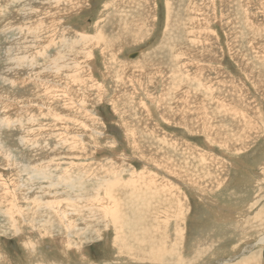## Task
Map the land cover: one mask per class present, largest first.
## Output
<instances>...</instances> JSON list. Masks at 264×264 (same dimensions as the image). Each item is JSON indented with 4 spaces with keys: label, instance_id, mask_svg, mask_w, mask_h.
<instances>
[{
    "label": "rangeland",
    "instance_id": "rangeland-1",
    "mask_svg": "<svg viewBox=\"0 0 264 264\" xmlns=\"http://www.w3.org/2000/svg\"><path fill=\"white\" fill-rule=\"evenodd\" d=\"M22 1L27 10H42L39 0ZM61 3V18L54 15L51 24L56 28L51 33L56 42L60 40L57 43L63 54L72 55L58 60L57 47H51L45 52L46 60L52 56L71 67L77 78L70 82L61 75V80L47 86L40 75L32 74L42 68V39L47 36L33 30L40 29L44 21L23 17L27 10L17 14L23 3L4 7L0 0V264H264V243H258L264 235V0H82L70 13L64 12L67 3ZM138 12L146 15L145 29L137 25V31L139 27L144 31L142 36L117 40L115 25L120 16L137 23ZM190 12L197 23L186 22L188 28L184 29L181 21L190 19ZM174 21L180 27L175 25L170 37L165 32ZM23 26L28 28H23L22 35L16 29ZM98 31L105 34L104 53L100 45L91 44L99 37ZM135 52L141 56L138 61L151 54V61L156 56V61L163 62L138 64L142 71H137L135 65L129 66L133 59L128 58ZM22 57L33 64L22 62ZM168 66L175 78L172 85L168 81L171 86L157 74ZM201 67L209 68L204 71L205 79L212 78L219 87L212 92L219 95V109L210 107L203 115L205 122L210 119L216 126L209 134L196 132L194 123H188L189 129L182 126L181 116L186 119V113L178 114L179 108L164 114L168 103L164 91H173V95L166 93L172 98L179 95L177 91L191 87L182 82L181 75L188 71L189 78L197 75L198 79ZM42 74L56 75L51 71ZM67 78L72 81V73ZM176 99L173 101L178 102ZM131 131L134 134L129 138ZM158 151L162 159L174 156L178 168L189 170L190 177L184 178L201 181L199 189L179 185L178 204L172 199L169 202L172 192L170 198L160 196L152 202L153 207L158 206L154 210L160 220L156 229L164 234L152 238L138 230L137 234L150 241L143 245L144 253L159 246L163 254L157 258L143 256L131 240L123 245L117 242L119 234L101 212L93 213L87 232L84 227L80 235L67 236L66 230L61 235L49 233L37 223L43 210L36 200L49 198L55 208L65 211L60 197L65 199L71 193L61 189L69 185L67 189L83 187L79 195L90 197L94 204L95 185L106 176L113 177L114 172L128 180L132 171L137 174L145 168V174L157 175V185L162 178L177 184L175 179L180 178L167 176L162 164L145 167L139 159L143 154L158 162ZM58 182L60 186L54 187ZM119 197L122 205L129 206L125 213L133 217L137 212L144 217L141 225L147 226L149 209L138 212L135 200L123 194ZM137 215L131 220L137 222ZM72 217L68 214L67 218ZM77 223L83 228L79 220ZM61 226L65 229L63 223Z\"/></svg>",
    "mask_w": 264,
    "mask_h": 264
},
{
    "label": "bare ground",
    "instance_id": "bare-ground-1",
    "mask_svg": "<svg viewBox=\"0 0 264 264\" xmlns=\"http://www.w3.org/2000/svg\"><path fill=\"white\" fill-rule=\"evenodd\" d=\"M36 1V0H35ZM41 1L42 5H41V9L42 10H36L35 7L31 10H27V4L24 3V1L22 0H4V7H8L9 4H12V3H23L24 6L22 8V10L20 11H17V14H22V11L23 10H27V12L25 13L26 16H23L25 18H33L31 20H37L35 22H42L41 20L44 21V24H42V26L40 27V29H35L33 30L34 33L40 31V34L42 33L44 35V33L47 35L46 37H44V41L42 39V44H43V52H42V59H43V62H42V68L37 71H39L38 73L37 72H34L32 73L33 75L37 76L36 74L40 75L38 76L40 79L44 80L43 82H45L48 86V84H50L52 81H56V82H53V83H57L59 81V78L61 80L62 76L63 75L65 77L64 80L67 79V81L69 80L70 82H75L76 80V74L74 73V70L71 68V67H67L65 66L64 63H58V61H56L52 56L50 59L46 60L47 59V55H45V52L48 48H51V47H57L56 49V53H55V57L56 59L60 60V59H65V56L67 55H72V53H65L63 54L64 51H62V47L60 48V46L58 45L57 42H59L60 40H57V42L55 41L56 40V37H54V35H52L51 33V29L52 28H56L55 26H53V23L51 24V21L53 19H55L54 15L57 14L60 15L62 14V12H60L61 10L59 9V7L61 6V2L63 0H39V2ZM66 3H67V8L64 9V12L66 13L67 11H69L68 13L71 12V10L73 8H75V6L77 5V3L80 4V2H82V0H64ZM123 2V1H122ZM120 2V3H122ZM214 2V1H213ZM44 3H47L48 7L44 5ZM119 3V2H118ZM117 3V4H118ZM54 6V10L52 9L51 10V5ZM83 4V3H82ZM116 4V3H115ZM168 4V3H167ZM65 5V4H64ZM119 5V4H118ZM3 7V8H4ZM204 7V6H203ZM120 7H117V9H119ZM190 9L191 6L188 5L187 9ZM56 9V10H55ZM169 9V8H168ZM1 10V9H0ZM120 10V9H119ZM118 10V11H119ZM194 9H192V12H193ZM198 10V9H197ZM207 10V9H206ZM205 10V11H206ZM42 11V12H41ZM195 11V10H194ZM199 11V10H198ZM137 12V11H136ZM189 11H187V15H189L188 13ZM192 12H190V19H185L186 21L184 22L183 19L181 21V23H185L184 25V29L185 27L188 28V25L186 24V22H189V21H192L193 24H196L197 21L194 19V15L195 14H192ZM197 12V11H196ZM59 13V14H58ZM168 13V12H167ZM138 14H140L138 12ZM170 13L168 14V18L172 19V14L171 16L169 17ZM136 16H137V13H136ZM37 17V18H36ZM139 19L137 23H134L132 22L133 19H131L130 22L126 21L124 16L121 17L120 16V20H118L117 22H119L118 25H115L116 27H118L117 29V36H115V38L117 40L119 39H122L124 37L126 38H129L128 36H130L132 38V41L134 40V38L136 39L137 36H142V32L143 29H141L139 27L138 31H137V25H141L143 28V24L145 23L143 20H145L146 18V15L143 14V12L138 15ZM167 17V16H166ZM18 18V17H17ZM61 18V17H60ZM167 19V18H166ZM29 20V19H28ZM24 21V20H23ZM30 21V20H29ZM49 21L50 22V25H46L45 22ZM55 21V20H53ZM209 21V20H208ZM10 22V21H8ZM28 22V21H27ZM172 22V21H171ZM191 22V23H192ZM204 22V21H203ZM203 22H202V25H203ZM25 23V22H23ZM29 23V22H28ZM176 23V24H175ZM180 23V21H179ZM206 23V22H205ZM204 23V24H205ZM208 23V22H207ZM239 23V22H238ZM242 23V22H241ZM48 24V23H47ZM19 25H23L21 23H19ZM127 25H129L131 27L130 31L127 30ZM179 24H177V22L174 21L173 23V26L171 25V23L169 24L168 23V28L169 30L165 32V34L169 35L170 37L173 36L174 32L176 31V26ZM28 26V25H27ZM170 26V27H169ZM171 26L173 29H171ZM198 26V25H196ZM180 27V26H179ZM23 28L24 30L27 29L28 27L26 26H23L22 28L21 27H18V31H20L23 35ZM133 28L135 29V31H133ZM207 28V27H206ZM251 28V27H250ZM95 29L97 30V28L95 27ZM145 29V28H144ZM181 29V28H180ZM198 29V28H197ZM203 29V28H202ZM201 29V30H202ZM208 29V28H207ZM252 29V28H251ZM14 30V29H13ZM179 30V29H178ZM210 30V29H209ZM215 32V31H214ZM100 33V34H99ZM124 33V34H123ZM200 33V32H199ZM29 34V33H28ZM122 34V35H121ZM213 34V33H212ZM97 35H99L98 38L94 39L93 42L91 43L92 46L95 44V45H100L99 48H101L100 50L105 51L104 49V46H105V40H104V36L105 34H102L101 31H98ZM32 36V35H31ZM134 38H133V37ZM196 36V35H195ZM199 36V35H198ZM256 36V35H255ZM39 37V36H38ZM189 37V36H187ZM130 38V39H131ZM41 39V38H40ZM58 39V38H57ZM194 39V38H193ZM196 39V38H195ZM129 40V39H128ZM192 40V38H191ZM198 40V39H197ZM165 41V40H164ZM200 41V40H199ZM250 41V40H249ZM28 42H35L34 41H28ZM167 42V41H166ZM201 43V42H200ZM30 48H34L35 45H29ZM28 46V47H29ZM197 46V44H196ZM95 47V46H94ZM205 47V46H204ZM171 50V49H170ZM207 50V49H206ZM62 51V53H61ZM177 51V49H176ZM176 51H175V54H176ZM181 52V50H180ZM104 53V52H103ZM63 54V56H62ZM136 56L135 59L134 57H131L129 56V60H131L132 64L129 65V66H134L135 65V69L137 71H142L141 69H139L140 65H146V64H155L159 62V60L156 61V56H155V59L153 58V60L151 61V54H148V57H142V59L140 61H138L141 56L138 55V52H135ZM35 55V54H34ZM174 55V54H173ZM178 55V53H177ZM176 55V56H177ZM180 55V54H179ZM183 55V54H182ZM181 55V56H182ZM31 57V56H30ZM138 57V58H137ZM174 57V56H173ZM184 57V56H183ZM23 58V61L22 62H31V59H29L28 57H22ZM181 58V57H180ZM210 58V57H209ZM213 58V57H212ZM261 58V57H260ZM264 57L262 56V59ZM150 59V60H148ZM193 59V58H192ZM259 59V58H258ZM22 59H20L19 61H21ZM186 60V59H185ZM261 60V59H260ZM15 61V60H14ZM178 61V60H177ZM213 61V60H212ZM217 61V60H216ZM259 61V60H258ZM136 62V63H135ZM138 62V63H137ZM163 61L159 62L160 64L162 63ZM180 62V61H179ZM189 62V61H187ZM74 63V61H72V64ZM178 63V62H177ZM190 63V62H189ZM194 63V62H192ZM211 63V62H210ZM250 63V62H249ZM33 63H29L28 65H31ZM41 64V62H40ZM67 64V63H66ZM138 64H140L139 66H137ZM150 64V65H151ZM191 64V63H190ZM199 64V63H198ZM196 64V65H198ZM242 64V63H241ZM254 64V63H253ZM179 65V64H178ZM195 65V66H196ZM246 65V64H245ZM244 65V66H245ZM36 66H39V65H36ZM148 66V65H147ZM155 66V65H154ZM165 66V65H164ZM186 66V65H185ZM248 66V65H247ZM68 68L67 69V73H65V70H63L64 68ZM158 67V66H157ZM183 66L181 65V68ZM197 67V66H196ZM32 68V66H31ZM38 68V67H37ZM160 68V67H159ZM180 68V69H181ZM187 69V67H185ZM192 68V67H191ZM198 68V67H197ZM208 68V67H207ZM205 67H201L202 71L200 72L199 74V77L197 79V75H193L191 78H189V75H188V71L187 72H184L181 78L182 82H188L189 85L191 87L189 88H186L184 89L183 91L179 90L177 91L176 93L179 94V95H175L177 96V101L178 102H174L173 99L175 98H172V95H173V91H164V98L166 100V98H168L167 100V104H165L164 106H166V111H164L166 114L167 112V115H171V112H170V109L175 107L176 108H179L180 109V113L178 114H184L186 113V119H184V116H181V120L183 123L182 126H186V128H188V123L189 124H192L194 123L195 125L193 126L195 128V130H197L196 132H201V131H204L205 133H208L212 130L215 131L216 129V126L214 124V122L212 123V121L210 119L209 122H205L203 120V115L206 114V111L208 108L210 107H214V109H219L220 107V99H219V95H213L212 92L213 90L218 91L217 88L219 87H215L214 84L215 82H212V78H207L205 79V70L207 69ZM72 69V70H71ZM132 69V68H131ZM164 71H163V70ZM209 69V68H208ZM217 69V68H216ZM149 70V69H148ZM168 70V71H167ZM45 71H51V72H54L56 75H47V77L45 75L42 74V72H45ZM156 72H158L157 70H155ZM172 69L169 68V66L165 68H161V73H157L159 75V78L162 79L163 83H165V85H170V83L168 81L172 80L171 81V85L173 84L174 82V79L173 78V73L171 72ZM205 71V72H204ZM252 71V70H251ZM136 72V71H135ZM72 73V81L70 78H67V74H70ZM168 73L170 75H168ZM195 73V72H194ZM31 74V73H30ZM182 74V73H180ZM29 75V74H27ZM208 75V74H207ZM134 77V76H133ZM163 77L164 79H166L165 81L163 80ZM135 78V77H134ZM133 80V79H132ZM179 79V81H181ZM210 81V82H209ZM63 82V81H62ZM168 82V83H166ZM209 82V84L207 85V83ZM117 83V82H116ZM132 83V82H131ZM140 83V82H139ZM196 83V85H195ZM217 83V82H216ZM62 84V83H61ZM118 84V83H117ZM141 84V83H140ZM219 84V83H217ZM75 85V84H74ZM94 85V84H93ZM97 85V84H96ZM170 85V86H171ZM60 86V85H59ZM63 86V85H62ZM95 86V85H94ZM163 86V85H162ZM51 87V86H49ZM100 86L98 85L97 88H99ZM185 87V86H184ZM82 90V89H80ZM69 91L70 88H69ZM70 93V92H69ZM166 93H172L171 96H169L168 94ZM133 95V94H132ZM159 96H162V95H159ZM29 97V96H28ZM199 97V98H198ZM199 99V101L196 100ZM153 99V98H152ZM159 100V99H158ZM196 100V101H195ZM153 101V100H152ZM173 101V102H172ZM29 103V100L27 101ZM37 102V101H36ZM160 102V101H158ZM48 105V103H46ZM159 104V103H158ZM117 105V104H116ZM172 106V107H171ZM51 107V106H50ZM40 108V107H39ZM47 108V107H45ZM83 108V107H82ZM52 109V108H51ZM81 109V108H80ZM117 109H119L117 107ZM217 109V110H218ZM49 110V109H48ZM82 110V109H81ZM232 110V109H231ZM120 111V110H119ZM148 111V110H147ZM211 111H212V108H211ZM174 112V111H173ZM216 112V111H214ZM39 113V112H38ZM208 113V112H207ZM41 114V113H40ZM210 115H212L211 113H209ZM152 116V115H151ZM166 115H161V117H163V119H167V120H170V116H168V118H165ZM215 116V114L213 115ZM122 117V116H121ZM176 116L174 115L172 118H175ZM179 117V116H178ZM209 117V116H208ZM180 118V117H179ZM202 120L199 121V120ZM207 119V118H206ZM213 119V118H212ZM124 121V120H123ZM173 121V120H172ZM199 121V122H198ZM125 122V121H124ZM180 123V122H179ZM180 123V124H181ZM201 124L203 126H201ZM177 125V124H176ZM128 126V125H127ZM126 126V127H127ZM191 126V125H190ZM122 127V126H121ZM30 128V127H29ZM32 129V128H31ZM132 129V128H131ZM189 129V128H188ZM187 129V130H188ZM134 130V129H133ZM189 131V130H188ZM191 131L193 132V128L191 129ZM213 131V132H214ZM230 131V130H229ZM129 133V138L133 137L132 135L134 134L132 131L131 132H128ZM209 134V133H208ZM125 135V134H124ZM133 142L131 143L132 146L136 147L135 146V140H132ZM154 141V140H153ZM209 141V140H208ZM177 143V142H176ZM171 144V143H170ZM174 145V144H172ZM110 146V145H109ZM179 146V145H178ZM71 147V146H70ZM138 147V146H137ZM136 147V148H137ZM73 148V147H72ZM133 148V147H132ZM178 148V147H177ZM160 151H158L156 154L157 156L159 155H162V153H159ZM143 153V152H142ZM164 153V152H163ZM200 153V152H199ZM143 155V154H142ZM139 158L141 159L142 161H144V163L147 164L148 162V165L145 164V167L147 166H150L149 163H153V164H162L161 166L166 170L167 172V176H170V177H173V178H180L178 181L177 179H175L178 183L177 184H174L172 181H169V180H165L162 178V180H160V183H158L157 185V182L154 183V180L157 179L155 175H151L150 172L145 174V168H143L144 170L143 171H137V174L136 171H134V174H133V171L131 173V176H130V180H123L121 179V177L117 176V174L114 172L112 175L113 177H105V178H102L100 181H98V183L95 185V188L97 189V194H96V198L94 199L95 202L94 204L92 203L91 204V198L90 197H85V199H83L84 197L80 196V191L79 189L81 190L83 187L79 188L80 186H78V190L76 189H73V187L70 186V189H67L69 188V185L68 186H65L64 188L65 189H61V191L66 192L67 194L71 193V196H66L65 199L60 197L61 198V201H64V204L66 205L65 207V211H60L59 207L55 208L54 207V204L52 203L53 200H50L48 198V200H45L44 202H40L38 200H36L37 202H39L40 204L37 205L38 206V209L40 210H43V213L41 214L43 217L42 219H38L37 220V223H40V225L44 228H47L49 230V233L50 232H60V235L64 233V231L66 230L67 231V236H71V233H79L80 235V232H84V227H86L85 231L88 230V226L90 225L89 221L91 220L90 218L92 216H95V214L93 215V213H103L100 215L103 217V215L105 216V219H107V222L109 223V225H112V227L114 228L116 234H119L117 236H115V238L117 237V242L119 241L120 244H125L128 241H132L133 243L137 244L138 246V250L142 251L144 253V250H143V245H148L150 244V241H146V239H143L142 237H140V235L137 234V230L140 233H142L144 235V237L146 236L147 238L148 237H151L152 236H159L161 233L162 235L164 234L163 231L161 229H156L158 228V225H159V216L158 214L156 213V210L158 206H154L152 205V202L155 201L156 199H158V197L160 196H167L168 198H170V193L172 192V197L170 198L169 202H171L173 200V204H178L180 203V195H181V192H179V188L178 187L179 185H186V184H192L193 186H196L198 189H199V185L197 184L198 182H200V178L199 179H195L193 178L195 181L192 182L190 181L192 178H184V177H187L189 176L190 177V172L188 169H185V167H179L174 163V160L172 157H170L169 155H166V158L165 159H162L161 156L158 157V162H156L155 160H157V158L155 157H152V156H142ZM174 155V154H173ZM117 157V156H116ZM202 159V158H201ZM200 159V160H201ZM205 160V159H204ZM179 161V160H178ZM203 161V159H202ZM184 163V161H183ZM158 164V166H159ZM200 164V163H199ZM203 164V162L201 163V165ZM118 165V164H117ZM184 165V164H183ZM103 166V165H102ZM190 166V165H189ZM100 167V166H99ZM162 168V169H163ZM102 169V168H101ZM122 169V168H121ZM148 169V168H147ZM158 169V168H157ZM106 170V169H104ZM111 170V169H110ZM117 170V169H116ZM195 170V169H194ZM148 172V170H147ZM197 172V171H196ZM109 173V171H108ZM111 173V171H110ZM119 173V172H117ZM198 174V173H197ZM80 175V174H79ZM85 175V174H84ZM110 175V174H109ZM196 175V174H195ZM123 178V177H122ZM90 181V180H89ZM158 181V179H157ZM182 181V182H181ZM88 182V181H87ZM51 183V182H50ZM78 185V183H76ZM55 185V186H54ZM90 185V184H89ZM201 185V184H200ZM54 187H59V182L58 183H55L53 184ZM85 186V185H84ZM86 187V186H85ZM182 187V186H181ZM206 187V186H205ZM195 188V187H194ZM56 189V188H55ZM84 189V188H83ZM202 189V188H201ZM59 190V189H57ZM182 191V190H181ZM51 192V191H50ZM170 192V193H169ZM184 192V191H183ZM191 192V191H190ZM203 192H204V189H203ZM88 193V192H86ZM162 193V194H161ZM199 193V191H198ZM89 194V193H88ZM125 195L129 198V200H135L137 202V204H135L136 208H137V211L138 212H141L143 213V211L146 209H149L147 210L148 211V215L146 216L148 220V224L147 226H142L141 225V220L144 218H140L139 216L140 215H137V212L136 213H133V217L135 216V214L137 215V222L136 220L132 219L133 217H129V215L126 212V210L128 209L127 206L128 204H123L119 201V196H122ZM159 194V195H158ZM94 195H95V192H94ZM201 195V194H200ZM186 196V195H185ZM202 197V196H201ZM47 198V197H46ZM90 198V199H89ZM34 200V198H32ZM92 199V200H93ZM164 199V198H163ZM172 199V200H171ZM202 199V198H201ZM32 200V202H33ZM60 201V199H58ZM36 203V202H35ZM58 204V203H57ZM90 204V205H89ZM63 205V204H62ZM40 206V208H39ZM19 207V206H17ZM129 207V206H128ZM20 208V207H19ZM96 208V209H94ZM70 209V210H69ZM53 210V211H51ZM69 210V211H68ZM22 211V210H21ZM34 211V210H33ZM47 211H50L52 213H47ZM60 211V212H59ZM68 211V212H67ZM126 214V216L129 217V219L124 216V213ZM35 212V211H34ZM134 212V211H133ZM92 213V214H91ZM68 214H70V216H73L72 219L70 218H67L68 217ZM99 215V216H100ZM185 215V214H184ZM171 216V215H170ZM181 216V215H180ZM98 219V218H97ZM163 219V218H162ZM80 221L81 226H83V228H80V226H78V223L77 221ZM95 220V219H94ZM102 220V219H101ZM100 220V221H101ZM171 220V219H170ZM92 222V221H91ZM99 222V221H98ZM106 222V223H107ZM182 222V220H181ZM63 223V225L65 226V229L63 226H61ZM171 223V222H170ZM173 223V222H172ZM99 224V223H98ZM102 222H100V225L103 226ZM137 224V225H136ZM158 224V225H157ZM39 225V226H40ZM97 225V223H96ZM171 225V224H170ZM169 225V226H170ZM35 226V225H34ZM60 226V227H59ZM62 227V229H61ZM94 227V226H93ZM98 227V226H97ZM106 227V226H105ZM168 227V226H167ZM95 229V228H94ZM98 229V228H97ZM38 230V229H37ZM154 230H155V233H154ZM168 230V229H167ZM15 231V230H14ZM40 231V230H39ZM44 233L43 234H48L47 232H45V230H43ZM87 232V231H86ZM93 232V230H92ZM176 232H178V230L176 229ZM77 233V234H78ZM126 233V234H125ZM65 234V233H64ZM97 234V233H96ZM53 235V234H52ZM126 235H129V237H127ZM177 235V233H176ZM49 236V235H48ZM51 236V235H50ZM57 236V235H56ZM73 236V234H72ZM59 237V236H58ZM179 237V236H178ZM74 240V239H73ZM152 240V239H151ZM148 242V243H147ZM147 243V244H146ZM258 243L262 244L264 243V235L259 239ZM77 244V243H75ZM73 245V244H72ZM257 245V244H256ZM264 245V244H263ZM67 246V245H66ZM78 248V247H77ZM251 248V247H250ZM132 251V250H131ZM78 252V251H77ZM261 252V251H260ZM142 255V253H140ZM145 255L143 256H146V257H149V258H157L158 255H162L163 252H161V249H159V246L157 247V249L153 248V247H149V249L146 251L145 250Z\"/></svg>",
    "mask_w": 264,
    "mask_h": 264
},
{
    "label": "water",
    "instance_id": "water-1",
    "mask_svg": "<svg viewBox=\"0 0 264 264\" xmlns=\"http://www.w3.org/2000/svg\"><path fill=\"white\" fill-rule=\"evenodd\" d=\"M130 56H131V57H134V56H136V54L134 53V54H131Z\"/></svg>",
    "mask_w": 264,
    "mask_h": 264
}]
</instances>
